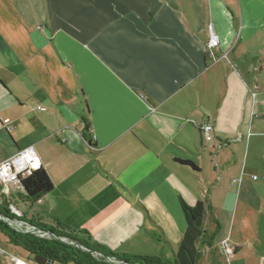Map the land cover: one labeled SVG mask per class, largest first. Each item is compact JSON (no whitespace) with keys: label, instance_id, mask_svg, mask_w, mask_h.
I'll return each mask as SVG.
<instances>
[{"label":"crops","instance_id":"1","mask_svg":"<svg viewBox=\"0 0 264 264\" xmlns=\"http://www.w3.org/2000/svg\"><path fill=\"white\" fill-rule=\"evenodd\" d=\"M263 74L264 0H0V117L12 121L0 130V162L32 146L54 185L32 203L0 186V204L132 261L172 260L181 199L203 201L194 264L214 237L235 248L225 253L236 264L246 245L261 251L255 234L245 241L233 229L259 199L248 163L264 156Z\"/></svg>","mask_w":264,"mask_h":264},{"label":"trees","instance_id":"2","mask_svg":"<svg viewBox=\"0 0 264 264\" xmlns=\"http://www.w3.org/2000/svg\"><path fill=\"white\" fill-rule=\"evenodd\" d=\"M87 129L88 126L86 123L84 131ZM86 140L91 144L90 138H87ZM177 161L197 167L191 161L181 159H177ZM22 186L24 189L21 191V194L23 199L28 203L38 200L45 193L51 191L54 187L52 180L43 167L34 171L31 175L23 179ZM1 194L5 195L3 192H1ZM6 204L8 205V202L3 200V203L0 204V213L9 218L19 219ZM181 208L185 217L184 235L178 250L174 252L172 260L151 256H134L132 261L127 260L106 247L92 243L90 239L79 238L77 236L78 231L69 228L59 221L56 222V226L54 227L45 224H41L40 226L37 225L39 228H43L45 231H52L57 236V238L40 237L30 232L15 230L11 228L4 219L1 218L0 232L9 239L11 244L22 247L30 255L34 257L38 256L49 261L58 262L60 264H111L106 260L97 259L92 254V251L101 252L104 256L114 257L118 260L129 263L194 264L197 254L196 242L203 234L202 222L205 206L203 201H198L195 205L191 206L181 199ZM60 237H65L71 242L79 243L87 250L82 249L74 243L62 241Z\"/></svg>","mask_w":264,"mask_h":264},{"label":"built area","instance_id":"3","mask_svg":"<svg viewBox=\"0 0 264 264\" xmlns=\"http://www.w3.org/2000/svg\"><path fill=\"white\" fill-rule=\"evenodd\" d=\"M220 45V36L215 31L213 25L209 27V39L207 42V49L209 52V56L211 59L216 60L217 57L215 55L214 50L218 48ZM224 58H228L227 54L223 56ZM253 96L255 97L254 91H252ZM254 102L256 100L254 99ZM264 104V102H263ZM11 119L9 117H0V130L5 129L8 130L11 125ZM201 132L203 138L206 142H213L215 140L214 137V128L213 125L209 122L203 124L201 126ZM43 167V161L41 157L37 154L34 147L29 146L19 150L13 156L3 160L0 162V186H2V192L4 194H8L10 191V187L15 188L18 192L23 191L22 181L29 175H31L34 171ZM256 178V176H254ZM11 211L20 215V211L13 205H10ZM4 220L12 227L22 232H30L36 234L40 237L52 238L48 232L45 230L38 228L36 226H30L28 223L18 220L17 218H4ZM62 241L70 242L65 237H60ZM224 251L228 255L234 254L235 248L225 240L222 244ZM82 249L87 250L84 246H81ZM7 251L0 246V254H6ZM92 254L99 260H106L112 264H131L128 262H124L118 260L114 257L108 258L104 256L101 252L92 251ZM13 259V264H33L28 260H24L20 257L11 255ZM139 264V263H136Z\"/></svg>","mask_w":264,"mask_h":264},{"label":"rangeland","instance_id":"4","mask_svg":"<svg viewBox=\"0 0 264 264\" xmlns=\"http://www.w3.org/2000/svg\"><path fill=\"white\" fill-rule=\"evenodd\" d=\"M260 87L264 88V74L261 76ZM258 97H261V98H257V102L262 103L263 102L262 98H264V93H260ZM226 147H229V146H226ZM251 154H254V153H251ZM263 162H264V156H263V160H259V161L253 159L252 157L249 158L248 165L254 168L253 172H251L249 176V179L252 180L254 183L250 184L249 187H251L254 197L259 198L260 200L257 199L258 201H257L255 208L248 210L247 213L243 215L241 214V216L239 213L236 219V223L234 225V229H233V232H234L233 234L235 238L241 237L245 241L249 239V238H246L245 236H248L249 234L251 235L255 234L258 244L261 245L260 247L261 251L256 249V247L254 248L253 246L249 247L246 245L244 247V255L241 257V259H239L236 262V264H244V261H245V264H261L260 261L262 260V257H264V186L258 191L254 189L256 185L255 182L257 183V182L264 181V165H260ZM254 175H256V178L253 177ZM16 216L20 217L18 215ZM212 224L213 222H209V225H212ZM10 227L15 229L12 226ZM220 230H221V233H227L228 235L230 226H228V224L224 222L223 227H221ZM214 241L216 242L213 243L210 257L208 258V260L205 261V264H231L230 260L232 257H229L225 253L223 247L221 246L223 244V241L218 242L217 237H214ZM0 246L3 247L7 251L6 254H0V264H13V259L11 255L20 257L24 260L31 261L33 264H37L34 260V256L24 253L18 248H15L14 246H12L9 242H7L4 239H0ZM259 254H260L259 261H256L255 256L257 257ZM242 258L244 259V261L242 260Z\"/></svg>","mask_w":264,"mask_h":264},{"label":"water","instance_id":"5","mask_svg":"<svg viewBox=\"0 0 264 264\" xmlns=\"http://www.w3.org/2000/svg\"><path fill=\"white\" fill-rule=\"evenodd\" d=\"M0 218H1V219H4V218H9V217H6V216H4L3 214L0 213ZM23 222H24V221H23ZM28 225L33 226V225H31V224H28ZM46 232H48L51 236L57 238V236H56L52 231H46ZM74 244H76V245H78L79 247H81V245H80L79 243H74ZM106 257L111 258V257H109V256H106ZM34 260H35V262H36L37 264H53V263H54V261H49V260H46V259H42V258H40V257H38V256H35V257H34Z\"/></svg>","mask_w":264,"mask_h":264}]
</instances>
